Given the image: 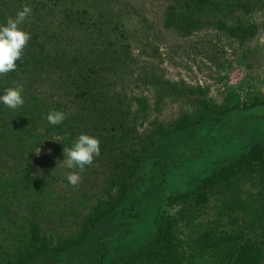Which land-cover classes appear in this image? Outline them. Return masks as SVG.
Instances as JSON below:
<instances>
[{"label": "rangeland", "instance_id": "rangeland-1", "mask_svg": "<svg viewBox=\"0 0 264 264\" xmlns=\"http://www.w3.org/2000/svg\"><path fill=\"white\" fill-rule=\"evenodd\" d=\"M49 1L56 12L66 8L93 13L98 19L102 30L99 42L104 48L103 41L107 40L110 53L117 59L116 64L110 62V70L99 66L97 76L105 82L106 78L112 79L117 87L115 90L113 86L116 102L131 114V129L120 131L124 137L120 142L121 136L113 134L118 125L112 126L104 119L96 122L94 133L82 132L99 139L100 154L81 173L78 187L66 178L73 170L57 167L64 159L63 153L59 158L55 155L61 138L48 133L37 140L30 160L33 172L49 163L57 179L45 183L41 203L52 208L53 234L69 237L76 233L78 224L91 214L98 201H108L117 194L120 183H112V179L117 173L128 174L130 166L136 170L130 179L131 191L146 216L140 223H133L130 212L122 214L121 209L117 210L100 224L89 241L70 250L43 253L34 264H97L100 242L105 247L104 264H114L154 242L163 216L181 208L179 203L168 206L174 195L193 190L251 147H264V0H196L191 5L192 19L185 23L167 21L171 11L185 5V0ZM201 8L206 13L198 12ZM48 15L49 25L56 27L59 15ZM69 112L75 113L72 106ZM203 112L205 119L200 125L174 132L179 120L196 119ZM73 118L69 119L72 123ZM84 121L83 129L90 130L91 122ZM198 136H203L202 156L187 159L182 146L176 149L174 160L158 161L170 150L173 152L172 143L193 142ZM13 161L20 165L13 170L17 181L8 183L1 177L3 205L22 201L16 185L27 175L24 156L14 154L8 163L4 162L1 175L13 166ZM149 183H154L152 188ZM159 183H163L162 187L141 202L142 193L154 190ZM237 183L235 191L225 194L223 215L218 210L223 195L212 194L197 211L200 215L193 217L185 212V217L179 216L178 241L187 259L197 249L195 235L205 226L220 231L239 229L264 246V196H259L258 184L264 181L242 176ZM1 216V224H9L12 231L1 230V243L15 242L18 228L26 222L12 214ZM209 262L210 258L205 264Z\"/></svg>", "mask_w": 264, "mask_h": 264}, {"label": "trees", "instance_id": "trees-1", "mask_svg": "<svg viewBox=\"0 0 264 264\" xmlns=\"http://www.w3.org/2000/svg\"><path fill=\"white\" fill-rule=\"evenodd\" d=\"M63 1V0H61ZM196 0H185V5H180L171 11L168 22H188L193 16ZM205 3L206 0H201ZM58 2H60L58 0ZM0 23L6 24L9 17L16 16L25 5L32 9L31 15L20 27L30 33V40L24 50L23 56L17 63V69L6 75H0V96L10 87L23 85V98L25 103L17 109L6 107L0 103V183H12L16 168L20 165L14 162L1 175V166L8 163L14 154L24 156L27 167V175L22 183L16 185V190L21 191L22 201L9 202L5 205L0 201V233L1 230L12 232L10 225L1 224L2 214H12L23 220L18 229L16 241L3 242L0 240V264H34V262L46 252L70 250L85 241H89L92 234L100 224L115 211L121 209V213L130 212L129 218L133 223H140L145 219L144 211H140L135 193L131 191L130 179L136 170L128 167V174L117 173L112 183H120L117 194L108 201H98L79 226L76 233L69 237L55 236L51 228V211L49 205H41L42 192L45 191V183L56 181L49 163L40 166L34 173L30 160L37 146L45 134H54L61 138L56 147V158L62 157L63 148L71 147L73 139H77L82 132L94 133L96 122L104 119V122L118 125L113 130L119 142L123 140V134L131 129V114L123 109V105L116 102L117 93H113L116 85L106 78L101 81L98 75L99 66L111 69L110 62L116 64L117 57L110 53L109 42L104 40L106 47L102 48L98 36L102 30L93 13H80L64 8L60 12L53 10L49 0H0ZM14 7H12V6ZM11 6V7H10ZM186 6V7H184ZM214 7V6H213ZM201 14L206 13L203 8L198 9ZM57 13L58 23L49 25L48 13ZM87 15V16H85ZM64 16V17H63ZM97 16V15H96ZM14 18V17H13ZM29 19L31 22H29ZM84 20L88 21L85 25ZM40 22V23H39ZM191 23V22H190ZM76 35L77 37H74ZM105 54V55H104ZM119 58V56H118ZM111 93L113 95L111 96ZM73 107L75 113H70ZM122 107V108H121ZM53 111H62L66 119L59 125H51L47 121V115ZM205 112L196 118L184 117L175 125L174 132L186 131L200 125L205 119ZM72 116L75 122H71ZM69 119H71L69 121ZM84 119L91 122V129H83ZM130 119V120H129ZM74 136V137H73ZM41 137V138H40ZM203 136H198L193 142L179 141L171 144V150L159 162L174 160L175 152L183 146L184 157L191 158L201 155ZM37 138V139H36ZM178 149V150H176ZM176 150V151H174ZM209 150H212L209 147ZM209 152V151H207ZM202 156V155H201ZM57 170L61 171L60 168ZM51 175V176H50ZM245 176L247 179H259L264 181V147L255 145L248 153L230 162L210 177L205 178L191 191L174 195L168 206L181 204V208L174 213L163 216L152 244L140 247L130 254L122 256L114 264H263L264 246L253 238L246 236L239 229L233 231H220L215 227L205 226L199 229L195 235L196 250L193 256L187 259L181 251V241H178L179 216L191 214L197 217L213 194H222L219 201V214L223 215L226 207L225 194L227 191H235L239 179ZM53 177V179H52ZM154 178H151L153 182ZM259 196H264V183H258ZM154 183H149L152 188ZM154 190L142 193V198L155 194L163 183ZM114 186H111L113 190ZM62 191V189H59ZM229 201H232L229 200ZM228 201V202H229ZM227 202V204H228ZM188 209V210H187ZM185 217V216H183ZM264 228V224H261ZM80 227V228H79ZM99 256L97 264H104V243L99 244ZM2 255V256H1ZM214 260L216 262H214Z\"/></svg>", "mask_w": 264, "mask_h": 264}, {"label": "clouds", "instance_id": "clouds-1", "mask_svg": "<svg viewBox=\"0 0 264 264\" xmlns=\"http://www.w3.org/2000/svg\"><path fill=\"white\" fill-rule=\"evenodd\" d=\"M31 13V7L25 5L22 10L17 12L14 18L9 17L6 24L0 25V75H6L17 69L16 62L22 58L31 38L30 33L24 31L20 25L26 21ZM22 92V84L14 88H7L5 94L0 96V103H3L8 108L17 109L25 103ZM46 118L49 124L59 125L66 119V114L62 111H53ZM99 154V139L88 134H80L73 141L71 147L64 146V159L58 162L57 167L73 170L66 174V178L73 187H78L81 181V173L84 172L86 167L93 164L95 157L99 156ZM75 169L79 171H75Z\"/></svg>", "mask_w": 264, "mask_h": 264}]
</instances>
